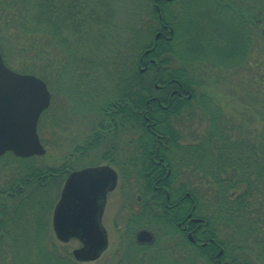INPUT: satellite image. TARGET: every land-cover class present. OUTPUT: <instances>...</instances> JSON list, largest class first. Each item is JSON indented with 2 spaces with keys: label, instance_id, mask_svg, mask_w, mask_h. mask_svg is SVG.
<instances>
[{
  "label": "trees",
  "instance_id": "trees-1",
  "mask_svg": "<svg viewBox=\"0 0 264 264\" xmlns=\"http://www.w3.org/2000/svg\"><path fill=\"white\" fill-rule=\"evenodd\" d=\"M188 1H160L161 18L158 16L159 11L154 6V0L129 1L125 9L128 16V30L132 32V37L131 41L128 40L126 44L135 41L137 54L133 60H127V58L124 60L105 59L94 64L91 59L89 61L77 60L69 52L63 65L58 64V59L46 58L45 48L52 45L59 50L65 46L62 41L63 27L69 24L76 26L81 19L84 20L88 17H85V12L86 7L90 4L89 0H0V6L2 9L16 7L12 21L26 37H40L50 34L51 43L41 46L40 49H37L40 46L36 45L35 42L22 43L20 49L26 57L33 49L36 52L34 56L30 54V60H25V63L30 62L25 70H20L37 74L48 83L50 88H53L51 76L58 74L61 77L66 69L74 67V87L95 88L91 94V99L97 103L96 110L98 111H103L105 109L104 104L113 100H126L129 102L128 104L146 106V100L155 92V82L158 79L155 75L153 77V72L160 76L159 83L162 80L164 84L170 85V80L177 79L184 87L191 88L192 98H174L171 108L166 111L167 113L159 114V105L156 102L154 104L159 130L161 133L171 136L169 143L173 145L171 161L175 169L168 180H172L178 175L181 169H192L201 175L210 177L213 185L207 187L202 194L200 188L183 182L177 188H169L171 195L172 197H179L186 191L192 193L193 202L197 203L195 213L208 221L206 237H214L224 246L225 252L220 256L222 264H264V126L258 139H253L250 135L246 136L245 132L234 137L228 131L229 127L227 128L226 119L222 117L221 107L206 93H197L196 88L201 82L190 75L192 66L195 64L193 71L199 69V65L204 63V65L208 64L212 68L223 67L226 70L241 68L249 59L247 53L251 49L254 39V37L250 38L251 32L249 34L248 31H245L247 29L245 22L248 21L244 19L243 14L248 16L253 13L254 17L251 15L250 19L254 21L256 34H261L264 40V28H262L264 6L261 9L250 11L248 10V7L251 6L249 0L248 4H245L243 0H241L243 4L236 0H212L214 7L223 8L225 6L231 10H240L242 13L240 28L232 38L227 35L222 37L221 33L210 36L209 42L214 47L227 40L224 51L219 53V57H215L216 54L194 53L204 46L201 44L198 46L195 43L188 45L186 36L181 33L182 18L189 19L186 9ZM174 2L182 5L180 19V13L175 14L171 8L170 4ZM106 4L107 0H96V5H98V7L96 6V13L99 12L96 20L102 19L99 6L104 8L107 6ZM245 6L248 7L245 8ZM161 21L171 25L173 33L167 32L166 36H160L154 43V35L160 29L157 26L160 25ZM169 36L171 38H167ZM200 37L204 38V36ZM0 40L4 41V38L0 37ZM199 43L204 44L202 40ZM184 46L187 47L186 50ZM127 47V50L132 48L131 45ZM148 47H152L150 55L157 59V63L151 64L147 71L142 73L137 67L136 61L140 52ZM0 49L6 63L13 67V63L9 60L10 57H8L9 52L1 45ZM120 51L118 50L116 54H121ZM174 57L178 59L181 66L172 65ZM39 60H42V65L38 64ZM98 70L102 73L100 74ZM100 75H104L105 79L100 80ZM106 83L111 84L112 88L122 89L113 94L111 98H105L107 88H109ZM197 95H200L199 106L203 107L204 112L209 117V129L197 141L183 143V135L181 136L182 133L178 128H174L171 117L176 115V118H179L186 108L193 107L192 104L196 101ZM128 118L129 125L136 121L131 119L130 115ZM111 120L116 123L114 119L107 117L108 122L111 123ZM145 123L138 125L142 127L145 134L143 139L144 152L149 155L150 151L155 149V143L152 137L146 136L150 131ZM98 125L100 129H104L106 128V121L102 120ZM8 155H12L22 163L16 169L17 178L7 186H0V244L8 237H13L16 240L17 236L13 233L14 228L9 227V223L23 220L22 217L25 215L22 212L25 208L21 209L20 207L25 203L26 197L47 199L43 201L45 206L41 203L38 204L42 205L43 213L46 214L47 211H51L50 209L55 203L51 191L53 189L60 190L72 167L69 162L57 167L36 165L35 156L20 157L12 152L5 153L0 159ZM147 171L149 170L146 168L139 172H133L131 175L148 177ZM146 190V193L155 191L152 188ZM157 192L156 196L165 203L164 189L160 188ZM46 194L47 196H45ZM18 198L19 200L9 207L8 200ZM144 199H148L147 194H144ZM142 207V220L145 224L150 223L149 219L145 217L148 210L155 211V217H158L160 222L168 220V226L171 227H175L174 221L179 218L180 214L178 210L169 212L162 203L159 205L160 210L157 211L153 206L147 204H142ZM29 211L38 213L39 210L36 205H32L29 207ZM40 222L38 219L34 223L36 225ZM43 222L46 225V220ZM151 226L153 225L151 224ZM153 228L156 229L154 226ZM215 253L213 246L193 248L191 254L194 255V258H191V264H197L198 259H203L204 264H218L213 257ZM67 260L68 262L65 261L66 264H72L69 259ZM118 264H121L120 259Z\"/></svg>",
  "mask_w": 264,
  "mask_h": 264
},
{
  "label": "rangeland",
  "instance_id": "rangeland-1",
  "mask_svg": "<svg viewBox=\"0 0 264 264\" xmlns=\"http://www.w3.org/2000/svg\"><path fill=\"white\" fill-rule=\"evenodd\" d=\"M129 1L114 0L113 3V0H107L106 7L101 8L99 6L102 19L96 20L99 14V12L96 13V6L98 7V5H96V0H89L90 4L86 7L85 12V17H88L84 20L81 19L76 26L69 24L63 27L62 41L65 46L58 50L52 45H48L45 48V57L58 59V64L62 65L69 52L77 60L89 61L91 59L94 64L105 59L124 60L127 58V60H133L137 54L135 41L126 44L128 40L131 41L132 37V32L128 30V16L125 9ZM236 1L238 2V0ZM243 2L248 4V0H243ZM243 2L241 1L240 4H243ZM249 3L251 6H255L257 10L264 6V0H249ZM170 5L175 14L180 13V19L182 5L177 4V2ZM247 7L245 6V8ZM15 9L16 7L2 9L0 6V37L4 38V41L0 40V45L9 52L8 57L13 63V68L22 72L30 64V62L25 63V60H30V54L34 56L36 52L33 49L26 57L20 49L22 43L35 42L36 45L40 46L37 49H40L41 46L50 44L51 41L50 34L40 37H26L23 35V32L12 21L16 12ZM186 9L188 10L189 19L182 18L181 33L186 36L188 45L195 43L199 46L201 44L204 47L194 53L202 55L216 54L215 57H219V53L224 51L227 40L222 41L223 44H217L214 47L209 42L210 36L221 33L222 37L227 35L232 38L239 30L236 22L240 20V16L234 11L214 7L212 0H189ZM262 28H264V22ZM200 36H204V38ZM200 40L204 44L199 43ZM129 45L132 47L131 50L126 49ZM184 47L186 50L187 47ZM118 50H121L119 55L116 54ZM247 58L249 59L241 68L232 70H226L223 67L212 68L208 64L204 65V63L199 65V69L193 71L195 64L192 66L190 75L201 82L196 88L197 93H206L221 107V114L226 119L229 133L234 137H238V134L245 132L246 136L250 135L251 138L258 139L264 126V40L261 34H256L254 37ZM38 64L42 65V60H39ZM172 65L181 66V63L174 57ZM73 68L66 69L64 75L61 76L62 78L58 74H54L50 78L53 86V88H50L52 92L51 104L43 111L38 123L41 142L47 151L44 155L35 156L36 165L57 167L62 165L63 158L67 157L70 159L66 162L73 164L75 168L81 167L77 162H75L76 164L73 162L72 155L75 152L76 145L80 142L83 144L93 122H96L95 125L97 126L100 121H106V118L101 115V111H97V113L87 112L96 103L95 100L91 99V94L95 88L74 87ZM99 78L100 80L105 79L104 75H100ZM106 84L108 85V83ZM109 85L105 95V98L108 99L122 89L112 88L111 84ZM199 96L197 95L196 101L193 102L195 106L192 104L193 107L186 108L187 110L175 122L178 130L183 135V143L197 141L209 129V117H207L203 107L199 106ZM78 107L79 109H77ZM80 111L81 115L78 114ZM107 124L106 127H109V123ZM118 140L121 142V139L118 138ZM87 160L84 161L87 162ZM21 163L12 155L0 159L1 187L9 185L17 178L16 169ZM172 182L176 188L183 182L189 183L193 187L200 188L202 194L212 184L210 177L201 175L192 169H181ZM126 186L122 190L120 187L117 188L108 196V215L107 219L103 218V223L109 233V247L100 258L88 262H79L73 257L72 250L81 245L80 241L73 238L68 242H62L56 237L52 227V213L60 197L61 187L60 190L53 189L51 191L55 203L50 209L51 211H47L46 214L43 213L41 206H45L43 201L47 199L25 198V203L20 207L21 209L25 208L22 212L25 215L22 217L23 220L9 223V227L14 228L13 233L17 236L16 240L13 237H8L0 244V264H66L67 259L72 264H118L120 251L124 243L123 229L127 222V214L129 211H133L132 208L125 210L124 206V209H122L119 200L120 191L129 192L131 194V197H129L130 203L132 205L138 203L139 206L142 205V202L139 203L136 197L146 191L143 185L142 187L131 184H128V187ZM48 196H50V193H48ZM18 200L19 198L9 199V207ZM32 205H36L39 210L38 213L29 211V207ZM154 212L148 210L145 217L157 230L162 232L164 229L171 227L164 226L163 222L155 217ZM38 219L41 222L35 225L34 222ZM45 220L46 225L43 222ZM166 243L163 242L160 246L161 257L156 254V260L160 264H191V258H194V255L191 254L187 260H177L174 256H178L180 252L164 251ZM153 254V252L147 254V263H153ZM197 264H204V260L198 259Z\"/></svg>",
  "mask_w": 264,
  "mask_h": 264
},
{
  "label": "flooded vegetation",
  "instance_id": "flooded-vegetation-1",
  "mask_svg": "<svg viewBox=\"0 0 264 264\" xmlns=\"http://www.w3.org/2000/svg\"><path fill=\"white\" fill-rule=\"evenodd\" d=\"M160 1L172 2V0H154V6L159 11V18H161L160 10L158 8ZM223 8L231 10L225 6ZM248 8L250 11H255L256 9L255 6H249ZM231 11L237 13L241 18L242 13L240 10ZM251 15L254 17L253 13L248 16L243 14V17L248 21L245 22L247 26L245 31H248L249 34L251 32L250 38H253L256 34V27L254 21L250 19ZM236 25L239 29L241 19L236 22ZM157 27H160V29H158L156 33L158 31L162 32L160 36H166L167 32L170 33L171 25L161 21L160 25ZM154 42L156 43L155 40ZM145 50L140 53L136 61L137 67L142 73H145L151 64L157 63V59L151 56L150 53L144 54ZM152 75L153 77L154 75L155 77L157 76L158 79H156L157 82H155V92L146 100V106L143 107L139 104H128L129 102L126 100H113L104 104L105 109L101 111V115L106 117V121L107 117H109L114 119V122L118 123H113L112 120L111 123L107 121L106 126H108L107 123H109V127L100 129L99 125L97 124L96 126V122H93L92 128H89L90 132L85 136L86 138L84 139L83 144H81V142L78 143L75 147V152H73L72 155L74 160L73 162H77L81 167L75 168L72 164L70 170L72 171L93 165L110 164L118 173V184L115 190L119 187L122 190L124 186L127 185L126 187H128V184L137 185L139 187H142L143 185L145 189L152 188L156 192L149 191L146 193L147 190L145 192L143 191L144 194L148 195V199H144L143 193L137 195L136 199L139 203L142 202L143 205L147 204L149 206H153L156 210H160L159 205L162 203L165 208L169 210V212L175 210L179 211V218L174 221L175 227H169L160 232L159 230L154 229L153 226H151V223H143L142 205L139 206L138 203H133L132 205L130 203L131 201H129L131 194L126 191L125 193L120 191L119 200L122 204V209L125 208V210H129L132 208L133 210L129 211L127 214V222L123 229L124 243L119 257L121 264H160L156 260V254L158 257H161L160 246L163 242H167L164 246V251L175 253L180 252L178 256H174L177 260H187L190 257L193 248L197 249L213 246L216 252L213 257L218 264H222L220 256H222L225 252L224 246L214 237H206L205 233L208 221L204 217L195 213L197 203L193 202L192 193L190 191H186L179 197H172L171 195L169 188L176 187L172 182L173 179L168 180L175 169L171 161L173 156V145L169 143L171 136L160 132L158 118L154 108V104L156 102L160 109L158 113L163 114V112L165 113L171 108L174 98L179 97L180 99H191L193 96L192 89L184 87V85L177 79L170 80V85L164 84V81L162 80L159 83L158 80L160 79V76L156 75L154 72ZM77 109H79V107ZM97 111L96 103H94V107L91 110H87V112L90 113H97ZM78 114L81 115V111ZM129 115L131 119L136 120L131 125L128 123ZM176 119V115L171 117L175 129H177V125H175V122L177 121ZM144 122H146L145 125L150 131V133L146 136L152 137L155 143V149L150 151L149 155H146L144 152L143 139L145 138V134L142 131V127L138 125H142ZM118 138L121 139V142H119ZM68 159L70 158L64 157L63 164H65ZM86 159H88L87 162L84 161ZM146 168L149 170L146 173V175H149L148 177H136L131 175L133 172H139ZM160 188L165 191V203L162 200L160 201V199L156 196L158 193L157 190ZM111 192L108 193V196ZM108 204L107 197L103 215V218L105 219H107L108 215ZM141 215L142 217H140ZM167 222L169 221H163L164 226L168 225ZM145 228L149 229L153 233V239L151 241H140L138 239V232ZM221 249H223V253L219 255ZM151 252L154 253L153 263H147L146 256Z\"/></svg>",
  "mask_w": 264,
  "mask_h": 264
},
{
  "label": "water",
  "instance_id": "water-1",
  "mask_svg": "<svg viewBox=\"0 0 264 264\" xmlns=\"http://www.w3.org/2000/svg\"><path fill=\"white\" fill-rule=\"evenodd\" d=\"M159 8V6H158ZM173 33V29H170ZM162 34L157 32V40ZM171 37V36H170ZM151 48L145 50L149 54ZM47 82L33 73L14 70L0 50V156L12 151L17 156L44 155L47 151L38 133L42 112L51 104ZM118 184V173L110 164L72 170L55 204L52 225L62 242L75 238L81 245L72 250L78 261L98 259L109 245L103 224L108 193ZM140 241H151L149 229L138 232ZM223 253V249L219 255Z\"/></svg>",
  "mask_w": 264,
  "mask_h": 264
}]
</instances>
